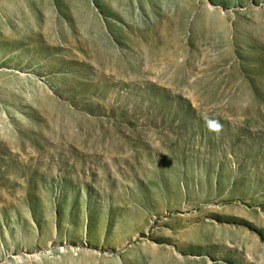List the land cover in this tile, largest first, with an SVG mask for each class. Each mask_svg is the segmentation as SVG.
Wrapping results in <instances>:
<instances>
[{
	"label": "rangeland",
	"instance_id": "obj_1",
	"mask_svg": "<svg viewBox=\"0 0 264 264\" xmlns=\"http://www.w3.org/2000/svg\"><path fill=\"white\" fill-rule=\"evenodd\" d=\"M0 264H264V0H0Z\"/></svg>",
	"mask_w": 264,
	"mask_h": 264
}]
</instances>
